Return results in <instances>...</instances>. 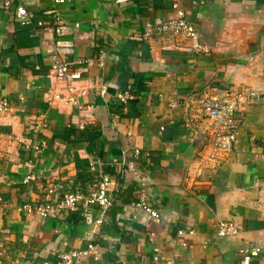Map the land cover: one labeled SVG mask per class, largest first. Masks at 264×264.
Here are the masks:
<instances>
[{
	"label": "crops",
	"instance_id": "crops-1",
	"mask_svg": "<svg viewBox=\"0 0 264 264\" xmlns=\"http://www.w3.org/2000/svg\"><path fill=\"white\" fill-rule=\"evenodd\" d=\"M3 2L0 97L11 109L0 114V264H57L59 252L89 243L95 252L81 264H240L250 245L262 248L250 264H264V0H29L28 24ZM177 3L208 52L136 36L146 21L175 15ZM54 54L83 68L75 82L88 90L82 111L47 101L49 87L64 91L51 74ZM129 83L136 97L120 103L117 92ZM208 86L258 92L241 104L237 140L219 167L208 160L210 137L169 106ZM41 112L44 129L36 124ZM29 173L36 179L26 183ZM103 173L114 204L101 224H87L79 211L40 217L21 209L41 203L50 184L86 189ZM142 188L160 222L128 207ZM218 219L234 220L239 233L218 238Z\"/></svg>",
	"mask_w": 264,
	"mask_h": 264
},
{
	"label": "built area",
	"instance_id": "built-area-1",
	"mask_svg": "<svg viewBox=\"0 0 264 264\" xmlns=\"http://www.w3.org/2000/svg\"><path fill=\"white\" fill-rule=\"evenodd\" d=\"M29 0H4L3 8L13 10L14 18L22 24L31 22L32 14L27 8ZM65 0H55L56 3H62ZM156 0H148L153 5ZM175 15L162 20L146 21L143 29L136 36L144 39H150L154 36H166L176 43L182 40L188 41L190 49L196 52H208L210 46L204 42L202 35L188 12L177 3ZM56 22L55 31L58 35L63 32L62 13L56 10L53 14ZM98 65L104 64V53L101 52L98 57ZM52 77L63 83L64 91H57L49 87L45 93L49 98L47 101L63 100L65 103L74 107L77 111H82L85 107L84 97L88 94L85 87L76 86L75 82L82 79L83 68L74 67L71 63L60 59L57 54L53 55L51 64ZM133 84L129 83L124 89L117 92L116 98L120 103H127L133 100L136 95ZM102 89H106L104 85ZM163 97V94H159ZM258 96L256 90H245L242 88H230L220 90L214 86H208L199 91H192L182 98H172L169 106L172 108H182L184 125L192 132H205L211 139V151L208 160L212 161L215 167H219L225 155L230 152L235 145L239 130L240 118L238 111L242 103L248 97ZM11 109L9 100L6 97H0V114L7 113ZM37 127L44 129L47 127L46 113L41 112L38 116ZM81 126V125H80ZM46 146L45 141H41L35 146L36 149H43ZM138 153V151H136ZM148 155V153H147ZM3 157L0 150V159ZM34 174L29 173L24 177V182L35 180ZM112 179L110 175L103 173L95 183H90L86 189L76 187L71 190H65L57 183L50 184L44 194V199L37 204H24L21 209L27 215H38L40 217L56 216L62 211H79L83 220L87 224H101L107 211L114 204L111 195ZM94 207H98L99 215L95 216ZM134 212L141 210L145 221L152 220L160 222L162 215L160 211L154 208L150 202V196L142 188L139 190L138 199L132 201L128 206ZM216 235L218 238L235 236L240 228L232 219H218L214 223ZM95 245L89 243L84 249H68L61 251L57 255V264H81L83 257L95 252ZM154 260H158L159 248L155 247ZM262 248L258 245L245 247L242 249L243 257L240 264H250L253 256L259 255Z\"/></svg>",
	"mask_w": 264,
	"mask_h": 264
}]
</instances>
